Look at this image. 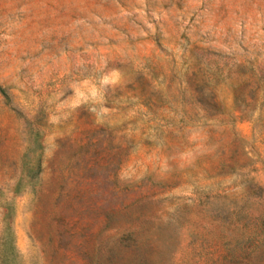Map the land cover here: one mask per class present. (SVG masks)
<instances>
[{
  "label": "rangeland",
  "instance_id": "1",
  "mask_svg": "<svg viewBox=\"0 0 264 264\" xmlns=\"http://www.w3.org/2000/svg\"><path fill=\"white\" fill-rule=\"evenodd\" d=\"M0 264H264V0H0Z\"/></svg>",
  "mask_w": 264,
  "mask_h": 264
}]
</instances>
